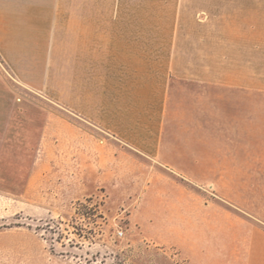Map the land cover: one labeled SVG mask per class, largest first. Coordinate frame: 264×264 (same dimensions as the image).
Listing matches in <instances>:
<instances>
[{"label": "crops", "instance_id": "0c3cea01", "mask_svg": "<svg viewBox=\"0 0 264 264\" xmlns=\"http://www.w3.org/2000/svg\"><path fill=\"white\" fill-rule=\"evenodd\" d=\"M118 2L0 0V48L30 89L13 108L0 96V116L12 110L22 147L36 128L47 159L60 149L79 164L92 146L89 157L100 164L105 152L122 154L118 141L181 178L208 181V163L220 159L208 149L223 147L208 133L242 124L245 100L253 125L260 115L264 0H208V33L181 26L187 0L124 1L174 5L155 12H121ZM54 36L61 37L59 92ZM96 129L114 140L104 137L102 147ZM74 172L78 180L79 167Z\"/></svg>", "mask_w": 264, "mask_h": 264}, {"label": "rangeland", "instance_id": "374dc122", "mask_svg": "<svg viewBox=\"0 0 264 264\" xmlns=\"http://www.w3.org/2000/svg\"><path fill=\"white\" fill-rule=\"evenodd\" d=\"M124 1L118 11L174 6ZM187 1L180 5L181 26L208 33V0ZM53 39V90L59 92L61 37ZM12 61L0 48V96L11 108L19 93L30 91ZM243 105L242 124L208 133L223 147L208 149L220 159L208 163V181L197 182L118 141L122 154L114 159L105 152L109 158L100 164L89 157L92 146L79 164L61 158L60 149L47 159L36 128L30 146H21L8 110L0 116V264H264V239H253L264 236V90L254 105L260 108L255 125L252 102ZM95 132L102 147L111 138ZM76 167L78 180L70 176ZM221 236L227 239H208Z\"/></svg>", "mask_w": 264, "mask_h": 264}]
</instances>
